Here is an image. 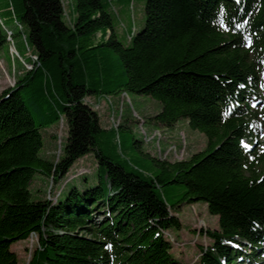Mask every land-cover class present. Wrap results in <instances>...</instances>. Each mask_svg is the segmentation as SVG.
<instances>
[{"label": "trees", "instance_id": "1", "mask_svg": "<svg viewBox=\"0 0 264 264\" xmlns=\"http://www.w3.org/2000/svg\"><path fill=\"white\" fill-rule=\"evenodd\" d=\"M66 2L0 0V48L11 55L13 43L15 65L24 67L0 93V264H18L11 245L32 233L38 246L28 264H180L164 234L182 227L165 196L178 186V204L203 202L219 218L218 229L200 231L211 243L198 264L246 261L244 241L257 256L264 147L242 141L254 144L264 131V0H147L145 25L125 32V42L112 0ZM128 93L161 103L151 125L187 119L207 137L206 149L175 161L119 156L129 127L104 129L86 99ZM59 121L66 143L50 160L40 154L41 130ZM91 152L105 179L64 198L61 191L56 202L32 199L35 173L57 183Z\"/></svg>", "mask_w": 264, "mask_h": 264}, {"label": "rangeland", "instance_id": "2", "mask_svg": "<svg viewBox=\"0 0 264 264\" xmlns=\"http://www.w3.org/2000/svg\"><path fill=\"white\" fill-rule=\"evenodd\" d=\"M66 7H68V0H64ZM147 0H112L113 5L116 6L119 17H115V28L117 29L119 38L125 42V32L130 29L140 30L146 22L145 6ZM68 11V10H67ZM68 17V14H67ZM67 19V18H66ZM15 29V28H14ZM19 42V39H16ZM22 49L21 43H18ZM10 50V45H9ZM22 54L24 50H21ZM30 53H27L29 56ZM26 55V54H25ZM26 68L27 64L24 65ZM16 67V68H15ZM24 71V67L15 65V61L7 51V47L0 48V93L15 84L19 75ZM95 101L97 107H94L100 119V125L104 129L115 128L118 125L128 126V129L122 130L121 135L126 138L123 151L117 147L116 153L124 159H135L136 156L144 158L151 162L149 154L157 157V149L159 150L160 140L165 139L166 135L171 143L180 145V134L183 133L187 142V149H185L186 158L191 157L194 153L203 151L207 147V137L198 129H193L187 119L179 120L172 128L165 131L156 128V126L148 123L147 118L153 113L161 109V103L155 100L150 95L128 93L121 95L118 99L98 100ZM112 105V106H111ZM119 108V113L112 116L111 108ZM264 109V104L262 105ZM113 118L115 122L113 121ZM147 121V122H146ZM142 125L150 132V140L143 141L140 128ZM157 131V132H156ZM42 132V148L40 154L47 159L57 160L63 155V147L67 138V125L64 121H59L41 130ZM155 134V135H154ZM154 138V139H153ZM107 140V139H105ZM149 140V141H148ZM138 141L136 147H132L133 142ZM113 143L118 144L116 136ZM170 144L165 140H161L162 152L167 154L166 150ZM110 152V151H109ZM112 152V150H111ZM134 156V157H133ZM182 156V155H181ZM170 160H174L171 158ZM85 176L87 180H85ZM99 177L105 179L103 170L97 168L94 153H88L83 158L77 160L69 169L66 176L59 182H52L45 175L35 173L30 182V192L32 199H50L56 202L58 195L62 191L60 197L64 198L70 188L73 186L79 189H84L88 186H93L99 181ZM105 185V184H104ZM185 191L183 186H178L165 191V196L168 204L171 206L175 204L172 213L179 217L182 223L180 230L166 231V238L172 242V255L174 259L180 264H198L201 255V248L207 247L211 240L203 235L200 231L202 229H218L219 218L217 215H212L207 209V204L203 202L188 203L178 200L182 197ZM105 192L109 194V188L105 185ZM101 219L102 215H100ZM37 247V235L32 234L26 240H20L11 245L12 251L17 254L18 264H28L32 252ZM264 249L260 248L258 253L261 255L260 261L264 264Z\"/></svg>", "mask_w": 264, "mask_h": 264}, {"label": "built area", "instance_id": "3", "mask_svg": "<svg viewBox=\"0 0 264 264\" xmlns=\"http://www.w3.org/2000/svg\"><path fill=\"white\" fill-rule=\"evenodd\" d=\"M37 59V57L36 56H34V60H36ZM29 67H31V66H29ZM108 100V99H107ZM86 101H87V103L89 104V105H91L93 108L94 107H97V105H95V104H97L95 101H93V103L91 102V98H89V99H86ZM95 109V108H94ZM112 116H114V115H112ZM113 121L115 122V120H114V118H113ZM115 127H118V125L117 126H115ZM141 132H142V134H143V137H144V140L146 141V139H149L150 140V135L142 128L141 129ZM157 132V131H156ZM155 135V134H154ZM154 139V138H153ZM148 140V141H149Z\"/></svg>", "mask_w": 264, "mask_h": 264}, {"label": "crops", "instance_id": "4", "mask_svg": "<svg viewBox=\"0 0 264 264\" xmlns=\"http://www.w3.org/2000/svg\"><path fill=\"white\" fill-rule=\"evenodd\" d=\"M115 98L118 99L119 97H115ZM156 112H158V111H156ZM156 112H155V113H156ZM155 113H153L152 115H154Z\"/></svg>", "mask_w": 264, "mask_h": 264}, {"label": "water", "instance_id": "5", "mask_svg": "<svg viewBox=\"0 0 264 264\" xmlns=\"http://www.w3.org/2000/svg\"><path fill=\"white\" fill-rule=\"evenodd\" d=\"M11 52L14 50L13 47L10 48Z\"/></svg>", "mask_w": 264, "mask_h": 264}, {"label": "snow or ice", "instance_id": "6", "mask_svg": "<svg viewBox=\"0 0 264 264\" xmlns=\"http://www.w3.org/2000/svg\"><path fill=\"white\" fill-rule=\"evenodd\" d=\"M109 247H111V246L109 245Z\"/></svg>", "mask_w": 264, "mask_h": 264}]
</instances>
